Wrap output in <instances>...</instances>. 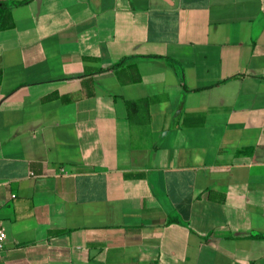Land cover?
<instances>
[{"label":"crops","instance_id":"1","mask_svg":"<svg viewBox=\"0 0 264 264\" xmlns=\"http://www.w3.org/2000/svg\"><path fill=\"white\" fill-rule=\"evenodd\" d=\"M0 221V264H264V0L4 10Z\"/></svg>","mask_w":264,"mask_h":264},{"label":"trees","instance_id":"2","mask_svg":"<svg viewBox=\"0 0 264 264\" xmlns=\"http://www.w3.org/2000/svg\"><path fill=\"white\" fill-rule=\"evenodd\" d=\"M31 0H23V1H11V2H0V28H1V18L3 16L4 10L16 6H21L29 3ZM172 221V220H171Z\"/></svg>","mask_w":264,"mask_h":264},{"label":"built area","instance_id":"3","mask_svg":"<svg viewBox=\"0 0 264 264\" xmlns=\"http://www.w3.org/2000/svg\"><path fill=\"white\" fill-rule=\"evenodd\" d=\"M6 240H7V235H6L5 230L3 229L2 223L0 221V255L2 254V252L5 249Z\"/></svg>","mask_w":264,"mask_h":264}]
</instances>
